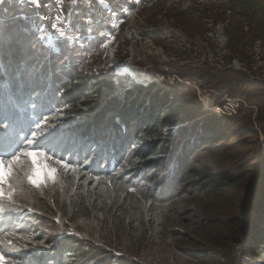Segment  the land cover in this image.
Returning <instances> with one entry per match:
<instances>
[{
    "label": "rangeland",
    "instance_id": "rangeland-1",
    "mask_svg": "<svg viewBox=\"0 0 264 264\" xmlns=\"http://www.w3.org/2000/svg\"><path fill=\"white\" fill-rule=\"evenodd\" d=\"M153 1L0 0L1 76L12 75L21 85L19 78L24 75L32 87L38 86L32 97L30 118H36L35 113L44 109L50 99L49 92L55 94L62 81L72 75L83 74L88 80L107 78L120 93L155 82L168 92L170 99L184 101L194 112L197 131L203 124H212L216 138L228 137V141H217L220 145L216 148L224 162V171L257 159L258 171L247 175V180L256 182L264 170V85L261 84L264 80L245 83L240 75L262 74L264 79V0H249L246 7L240 3L242 7L232 4L203 7L195 14L179 12L182 20L197 24V32L203 36V51L195 47L194 37L190 35L193 32H187L186 39L169 24L171 14L176 16L177 11L166 8L162 0ZM231 8H237L234 16L240 20L231 21ZM220 26L226 38L222 54L214 42ZM231 62L249 66L222 65ZM224 71L228 73L225 86L220 84L224 80L219 77ZM2 79L0 96L3 99L10 93L9 82L5 77ZM68 92L57 93L58 100ZM225 98L240 100L235 115L219 116L214 112V107L225 102ZM2 104L0 111L2 107L3 114H9ZM53 106L54 110L60 107L56 103ZM65 112L62 108L57 116L48 117L47 121L43 118L33 126L36 137L31 135V140L35 143L42 136L38 131L41 125L51 129L65 122L68 135L57 143L55 156L47 149H16L14 155L19 159L4 183L5 195L0 197V232L12 222L21 226L28 222L36 238L43 235L55 241L63 236L72 237L76 263L93 258L98 264L140 263L132 258L130 241L112 224L113 218L105 214V206L115 190L111 182L90 177L77 185L81 189L79 193L67 185V181L77 183L80 178L76 168L61 159L65 154L63 147L73 137L69 126L75 128L68 123ZM27 151L41 153L35 158L38 165H33L32 157L22 155ZM37 166L44 169V175L39 183L33 184L29 177ZM49 170L54 171L49 174ZM84 194L96 206L91 216L72 212L71 201L76 195ZM37 197L52 205L46 207L49 212L37 205ZM25 202L29 206L27 213L13 210ZM148 216L147 212L139 214L137 221H144ZM13 239L22 243L26 237L13 234ZM43 250L45 253L39 256L42 264H54L53 255L46 248Z\"/></svg>",
    "mask_w": 264,
    "mask_h": 264
},
{
    "label": "trees",
    "instance_id": "trees-1",
    "mask_svg": "<svg viewBox=\"0 0 264 264\" xmlns=\"http://www.w3.org/2000/svg\"><path fill=\"white\" fill-rule=\"evenodd\" d=\"M220 76L225 86L228 73L220 72ZM4 77L10 94L0 96V102L9 114H3L1 107L0 118L3 123L12 122L20 139L27 134L31 140L36 122L65 109V118L75 128L69 126L73 137L63 147V161L75 167L80 178L67 185L79 193L77 185L90 177L111 182L115 190L105 214L132 244V258L140 262L136 264H264V170L256 182L247 180L259 169L252 158L245 166L237 164L224 171L216 148L217 141H228V137L216 138L212 124H203L197 131L198 120L184 101L170 99L155 82L120 93L107 78L88 80L76 74L62 81L55 94L49 92L44 109L30 118L38 86L32 87L24 75L19 78L21 85L12 75L0 73V81ZM240 77L252 82L248 75ZM63 90L68 95L58 100L57 93ZM55 103L60 105L57 110ZM39 128L42 136L50 129ZM21 147L33 149L27 140ZM36 203L45 212L52 207L41 197ZM71 205L75 215L91 216L96 209L85 194L76 195ZM27 208L25 202L13 210L25 214ZM144 212L147 219L137 221ZM29 226L12 222L3 228L0 264H42L39 256L44 248L53 255L54 264H98L94 258L75 262L72 237L36 238ZM13 234L26 239L16 242Z\"/></svg>",
    "mask_w": 264,
    "mask_h": 264
},
{
    "label": "snow or ice",
    "instance_id": "snow-or-ice-1",
    "mask_svg": "<svg viewBox=\"0 0 264 264\" xmlns=\"http://www.w3.org/2000/svg\"><path fill=\"white\" fill-rule=\"evenodd\" d=\"M4 118H0V124L3 123ZM68 135L66 124L64 121H61L60 124L52 127L49 131L41 136L39 139L29 140L27 134L24 135L23 140L20 139L19 132L14 131L11 121L4 126H0V197L5 195L4 192V183L11 176L12 171L15 168V164L18 161L19 157L14 155L16 149L20 148L24 140H27L28 146L36 149H47L52 152L53 156L56 155L57 143L64 137ZM32 136L35 138L36 133L33 132ZM39 152L27 151L23 152L22 155L32 157L33 165H38V161L35 159L36 156L40 155ZM11 157V159H9ZM63 159V157H61ZM51 171L49 170V174ZM44 175V169L41 167H35L34 173L29 177L33 184L39 183L40 179ZM3 259V256H0V260Z\"/></svg>",
    "mask_w": 264,
    "mask_h": 264
},
{
    "label": "built area",
    "instance_id": "built-area-1",
    "mask_svg": "<svg viewBox=\"0 0 264 264\" xmlns=\"http://www.w3.org/2000/svg\"><path fill=\"white\" fill-rule=\"evenodd\" d=\"M162 1H164L163 5L168 9L170 8L177 12H195L198 9H201L207 6H226V5H232V4H240V3H244L245 0H162ZM152 2L154 1L152 0ZM225 41H226V38L223 35L221 26L217 27V32L214 37V42L218 45V49H217L218 53H220V51H221V54L223 53V46L225 45ZM222 65L223 66H243V65L249 66L247 63L244 64L240 62L224 63ZM222 65L218 64L216 66H222ZM250 68H252L251 65L249 69ZM235 70H237V67H235ZM249 78H251V80H254V81L264 80L262 74L258 76H249ZM239 102L240 100L225 98V102L221 103V105L214 107V112L217 113L219 116L235 115L237 112Z\"/></svg>",
    "mask_w": 264,
    "mask_h": 264
},
{
    "label": "crops",
    "instance_id": "crops-1",
    "mask_svg": "<svg viewBox=\"0 0 264 264\" xmlns=\"http://www.w3.org/2000/svg\"><path fill=\"white\" fill-rule=\"evenodd\" d=\"M248 2H249V0H245L244 1V5L243 6H245V5H247L248 4ZM239 6H241L242 7V5L241 4H239ZM246 7V6H245ZM232 9V8H231ZM230 9V10H231ZM199 10V9H198ZM197 10V11H198ZM203 10V9H202ZM197 11H195V12H183L184 14H186V13H193V14H195V13H197ZM237 11V8H235V9H232V15L233 16H231V21H237V20H240V18H238V16H234V12H236ZM171 13V12H170ZM175 13H177L176 14V16L175 15H172L171 14V17L169 18V20L170 21H172V22H169V24L170 25H172V27L173 28H175V29H177L178 31H180L181 32V34L184 36V38H188V36H186V35H189L187 32H193L194 34H190V35H193V37H194V40H195V42H194V44H195V47H197V48H199V50L200 51H203L204 50V48H203V40H202V38H203V36H202V34H200V33H198L197 32V29H198V27H196L197 26V24H194V25H192L190 22H186V21H184V20H182V17H181V15L179 14V12H175ZM181 13V12H180ZM228 13V12H227ZM228 19H230L229 17H227ZM168 20V21H169ZM184 21V22H183ZM192 25V26H191ZM188 26H191V27H189V30L188 31H186L187 30V27ZM215 36V35H214Z\"/></svg>",
    "mask_w": 264,
    "mask_h": 264
}]
</instances>
